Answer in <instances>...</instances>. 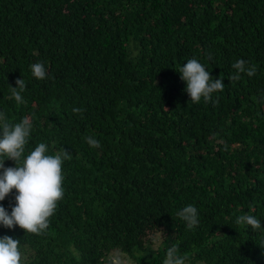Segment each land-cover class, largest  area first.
Masks as SVG:
<instances>
[{"label":"trees","instance_id":"1","mask_svg":"<svg viewBox=\"0 0 264 264\" xmlns=\"http://www.w3.org/2000/svg\"><path fill=\"white\" fill-rule=\"evenodd\" d=\"M193 58L223 78L207 102L180 78ZM240 59L256 74L234 81ZM0 113L30 119L24 156L41 142L70 154L48 228L0 225L21 264H111L114 251L163 264L173 245L185 264H264V0H0ZM16 195L0 201L9 215ZM188 205L192 229L177 215ZM245 214L261 229L238 225Z\"/></svg>","mask_w":264,"mask_h":264},{"label":"clouds","instance_id":"2","mask_svg":"<svg viewBox=\"0 0 264 264\" xmlns=\"http://www.w3.org/2000/svg\"><path fill=\"white\" fill-rule=\"evenodd\" d=\"M232 68L235 74L230 79L234 81H238L242 73L248 77L256 74V67L242 59L237 60ZM31 73L37 80L46 77V69L39 62L31 65ZM179 74L186 83L185 91L193 103H199L201 98L205 102L209 101L213 93L222 92L225 86L222 76L213 80L210 72L195 58L189 59L179 69ZM15 83L16 87L9 86L12 97L17 103H23L21 93L26 89V82L21 78ZM72 111L82 113L83 109L73 108ZM31 127L28 117L12 124L4 113H0V157L4 158L0 160V201L13 190L17 193L10 215L0 206V225L8 229L18 226L25 233L40 235L48 228L49 218L54 215L58 201L64 196L62 163L70 158V154L64 149L55 155L46 154L48 148L41 142L30 154L24 156ZM86 142L91 148L101 147L94 137H88ZM6 159L14 161L16 166L5 168ZM177 215L187 222L189 229L199 223L197 209L192 205L182 208ZM236 223L250 226L253 230L261 229V221L251 214L238 216ZM185 260L186 257L178 254V245H173L168 248L163 264H185ZM21 262L20 241L8 236L0 238V264ZM111 264L124 262L117 254L111 258Z\"/></svg>","mask_w":264,"mask_h":264},{"label":"rangeland","instance_id":"3","mask_svg":"<svg viewBox=\"0 0 264 264\" xmlns=\"http://www.w3.org/2000/svg\"><path fill=\"white\" fill-rule=\"evenodd\" d=\"M159 241H160V239H159L158 235H155L154 240H153L154 247L159 243ZM117 254H119V256H120L121 260L124 262V264H132V263H130V261L125 256H123L121 253H118L116 251L112 252L109 255V261L111 262V258Z\"/></svg>","mask_w":264,"mask_h":264}]
</instances>
